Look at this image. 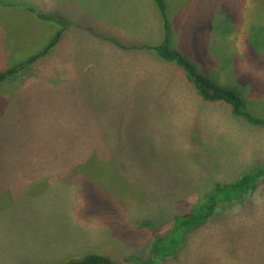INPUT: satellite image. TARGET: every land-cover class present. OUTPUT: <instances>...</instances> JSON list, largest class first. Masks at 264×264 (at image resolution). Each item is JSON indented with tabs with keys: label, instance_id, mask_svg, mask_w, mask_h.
Returning a JSON list of instances; mask_svg holds the SVG:
<instances>
[{
	"label": "rangeland",
	"instance_id": "obj_1",
	"mask_svg": "<svg viewBox=\"0 0 264 264\" xmlns=\"http://www.w3.org/2000/svg\"><path fill=\"white\" fill-rule=\"evenodd\" d=\"M9 1L59 11L70 25L47 55L2 83L0 105L6 101L19 114L31 104L19 92L52 87L51 71L72 84L68 93L65 85L64 102L75 98L78 114L87 108L114 127L101 133L109 155L103 164L23 165L15 154H3L0 264H57L91 253L135 264L127 256L149 257L154 234L168 231L173 216L196 204L214 183L231 182L264 163V126L235 116L225 103L203 99L181 66L152 50L136 48L130 56L115 51L105 65L115 46L95 38L116 27L124 30L113 33L125 47L158 45L166 38L197 74L233 90L249 113L264 119V0H163L167 26L162 17L158 26L154 0L0 4ZM2 5L0 73L41 50L56 29ZM3 116L15 117L0 111ZM38 118L33 128L45 137L49 127ZM20 127L22 136L26 127ZM153 264H264V181L242 203L220 208L189 233L175 257Z\"/></svg>",
	"mask_w": 264,
	"mask_h": 264
},
{
	"label": "trees",
	"instance_id": "obj_2",
	"mask_svg": "<svg viewBox=\"0 0 264 264\" xmlns=\"http://www.w3.org/2000/svg\"><path fill=\"white\" fill-rule=\"evenodd\" d=\"M154 2L161 14L162 20L165 22V26H167L163 0H154ZM2 6L18 8L42 24H52L56 29L41 50L30 55L26 61L15 68L7 69L0 73V86L5 81L15 79L16 75L25 66L47 55L54 46L61 42L70 25L59 14V11L39 10L37 7L24 1H9ZM95 38L127 50L136 48L152 50L165 60L175 62L181 66L185 71L187 79L191 81V84L203 99L225 103L230 107L231 112L235 116L245 119L251 124L264 126V119L252 115L245 109L244 99L240 95L231 89L222 87L205 75L197 74L193 65L181 53L166 45V38L158 45L145 44L140 46L131 45L129 47L121 45L115 39L104 34H95ZM49 72L53 76L51 84L55 83L52 87L48 86L42 90H38L36 89L37 86H27L19 92L27 100V103H31L22 107L19 114L15 109L9 110L10 103L6 104V101L2 106L0 105V111H9L14 113L15 116L14 120L7 119L6 116H3V119L0 118V160H4V153H13L16 156L15 161L23 165L48 164L54 162V160L58 162L67 161L70 164L85 163V165L105 163L104 159L107 156L109 157V155L101 143H103L107 136H101V133L105 132L108 134L109 129L113 131L114 126L111 120H108L103 115H100V119L94 118L93 115L89 114L87 108L83 115L78 114L80 108H78L79 105L76 104L75 98H65L67 102H64L62 98V94L66 92V86L68 93V88L71 89L72 84L68 82L64 84L62 81H58L57 74ZM54 90L57 91V97H55L56 99L53 102H50L49 97L52 96L51 92ZM52 112H61L66 118H53ZM17 114L21 117H17ZM38 117L41 120H46L49 127L48 134L45 137L37 134L33 128V121ZM5 125L9 129L5 130L6 133H2L1 129ZM20 125L26 127V132L22 136L20 133L18 134V128L22 129ZM13 126L15 127L12 128ZM31 158L35 160H31ZM10 159L8 156L7 160ZM261 181H264V163L254 164L231 182L214 183L196 204L192 205L187 211L173 216L171 228L168 231L163 234H154L153 241L149 247V257L138 259L132 255L127 256V261H132L135 264H153L175 257L179 249L185 244L189 233L203 226L220 208L242 203L257 188L258 183ZM143 224L148 225L149 223L143 222ZM157 224L155 221L152 222L151 230ZM80 255L82 256V253H79ZM73 257L63 263L57 264H121V262L116 261L108 254L91 253L79 258H77L78 255H74Z\"/></svg>",
	"mask_w": 264,
	"mask_h": 264
},
{
	"label": "crops",
	"instance_id": "obj_3",
	"mask_svg": "<svg viewBox=\"0 0 264 264\" xmlns=\"http://www.w3.org/2000/svg\"><path fill=\"white\" fill-rule=\"evenodd\" d=\"M149 1H147V3H148ZM159 15V18H158V16L156 15V17H157V20H158V26H159V24H161V16H160V14H158ZM25 16H27V17H31V16H28L27 14H25ZM150 17H152L153 16V14H152V12H151V14L149 15ZM33 18V17H32ZM162 23H163V21H162ZM109 28V27H108ZM134 29H137L138 30V28L136 27V28H134ZM106 34H104V35H107V36H109V37H111V38H113V39H115L116 41H118L121 45L123 44L121 41H119V40H117L116 39V37L115 36H117V35H114V33H117V34H123L124 33V30L121 28V29H119L118 27H116L115 29H114V33L113 32H111V33H109L108 32V29L106 28ZM138 35H139V33H137ZM138 38V37H137ZM134 44H138V43H131V44H129V45H134ZM128 45V46H129ZM115 51H119V52H121L123 55H126V56H130V55H132L136 50H127V49H122V48H120V47H118V46H115V47H113V49H112V51H108V58H107V61L105 62V65H107L108 63H109V61L111 60V59H113V56H114V53H115ZM104 69V68H103ZM186 84H188V81L186 80V82H185ZM193 86V85H192ZM193 88H194V86H193ZM194 90H195V92H197L196 91V89L194 88Z\"/></svg>",
	"mask_w": 264,
	"mask_h": 264
}]
</instances>
